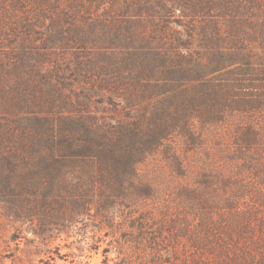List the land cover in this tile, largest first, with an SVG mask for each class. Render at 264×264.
<instances>
[{"label": "trees", "instance_id": "trees-1", "mask_svg": "<svg viewBox=\"0 0 264 264\" xmlns=\"http://www.w3.org/2000/svg\"><path fill=\"white\" fill-rule=\"evenodd\" d=\"M27 2L26 13L1 14L0 207L19 229L38 220L45 245L64 208L71 220L96 194L128 207L153 196L138 170L168 143L264 111V0ZM157 96L150 113L141 107ZM252 218L242 229L203 225L228 264H264ZM234 232L243 246L231 254Z\"/></svg>", "mask_w": 264, "mask_h": 264}, {"label": "rangeland", "instance_id": "rangeland-1", "mask_svg": "<svg viewBox=\"0 0 264 264\" xmlns=\"http://www.w3.org/2000/svg\"><path fill=\"white\" fill-rule=\"evenodd\" d=\"M27 4L25 0L20 8L16 0H0V24L6 21L2 13L10 18L9 13H26ZM259 90L255 88L254 92ZM159 98L145 99L141 107L150 113L148 107ZM257 135L259 143L249 148L246 138ZM138 171L139 179L153 189V196L139 201L137 207H128L119 201L101 206L96 194L88 209L71 220L64 208L60 214L67 221L57 220L49 225L48 245L33 232L38 220L19 229L3 215L0 207V261L4 264H228L225 243L215 234L208 235L203 225L242 229L248 217H253V234L247 236L257 238L261 234L264 111L236 113L219 125H198L193 138L180 137L168 143ZM185 190L197 192L201 202L197 199L192 202L184 195ZM195 207L202 215L208 211L209 217L193 218ZM14 232L21 236L19 247L23 252L18 241L10 240ZM233 235L227 241L231 246L229 252L241 253L240 238L235 232ZM254 252L259 259V250H251L249 255L253 258Z\"/></svg>", "mask_w": 264, "mask_h": 264}]
</instances>
